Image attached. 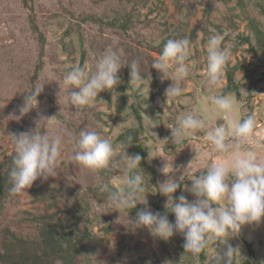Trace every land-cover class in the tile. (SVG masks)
<instances>
[{"label":"rangeland","instance_id":"rangeland-1","mask_svg":"<svg viewBox=\"0 0 264 264\" xmlns=\"http://www.w3.org/2000/svg\"><path fill=\"white\" fill-rule=\"evenodd\" d=\"M128 18V28L111 24ZM252 19L264 32V15L251 0H243L242 5L237 0H0V163L15 151L11 134L34 129L38 112L56 117L51 123L44 122L39 131L61 135L64 141L57 176L37 180L30 189L9 197L0 210V251L5 252V243L15 241V236L23 239L28 249L41 251L43 223H55L62 233L63 229L78 231V219L85 237L71 264H220L227 245L219 241L202 252L203 259L201 254L185 253L180 234L164 241L147 228L135 229L130 220H135L145 205L120 215L109 204L108 192L102 190L106 184L109 190L118 187L116 178L124 173L90 172L73 159V145L79 132L90 128L122 147L118 136L139 125L132 105L141 97L142 137L149 148L148 162L158 170L157 185L144 178L142 197L147 196L151 210L164 213L166 197L159 194V183L167 179L159 171L165 163L162 157L174 160L176 167L187 166L198 150L199 158L193 161L191 175L185 176L180 192L193 200L184 189L191 185L188 180L206 171L211 163L230 158L217 153L203 131L190 133L182 144L175 145L170 142L169 128L176 127L188 112L204 118L210 128L228 126L229 117L215 111L209 100V96L224 94L226 67L219 88H209L206 80V43L210 36L219 35L221 47L229 53L228 63L240 64L236 80L240 91H246L240 98L231 93L237 104L231 119L235 122L255 116V133L244 149L264 159V51L257 42ZM246 36L253 47L242 38ZM182 37L191 42L186 61L189 75L180 82L182 95L167 103L165 90L172 81L162 80L152 63L168 39ZM108 48L119 50L124 63L117 93L106 98L105 91L100 92L93 106L77 113L69 102L73 89L63 84V76L77 64H87L93 70ZM133 60L140 62L141 74L151 84L149 93L141 94L143 85H131L128 65ZM36 85L44 87L39 109L16 120L11 115H19L24 95ZM59 85L62 91L58 96ZM122 99L125 107L120 110ZM168 215L174 222L175 215ZM228 243L240 247L242 256L236 257L237 264H264V223L244 226ZM248 243L255 250L253 257L249 256ZM47 264H61V260Z\"/></svg>","mask_w":264,"mask_h":264},{"label":"clouds","instance_id":"clouds-1","mask_svg":"<svg viewBox=\"0 0 264 264\" xmlns=\"http://www.w3.org/2000/svg\"><path fill=\"white\" fill-rule=\"evenodd\" d=\"M221 43L222 37L219 35L210 36L206 43V80L211 89L221 86L229 61V53L221 47ZM190 46L191 42L187 37L168 39L161 54L152 63V68L162 74V80L172 81L165 90L167 103L183 93L179 85L189 75L186 61ZM123 67L119 50L112 48L104 51L93 70H89L87 64L73 66L63 76V84L73 89L69 94V102L76 112L93 106L100 92H116L121 83L119 73ZM128 67L131 85L137 88L143 85L141 94L149 93L151 84L149 85L148 79L141 74L140 62L133 60ZM173 69V74L169 76ZM150 78L152 79L151 74ZM43 90L44 87L36 85L30 92H26L19 107V115L11 116L20 120L34 109L38 110L39 97ZM61 91L60 87L58 96ZM245 92L242 88L241 94ZM209 100L215 111L229 117L228 126L220 124L210 128L204 118L188 112L176 127H168L172 135L170 142L179 145L190 133L203 131L214 150L230 159L227 162L211 163L206 171L188 180L191 185L187 184L184 189L194 197L189 201L184 195L176 197L175 193L181 184L184 185L185 176L191 175L189 169L193 161L199 158V151L194 150L196 157L187 166L181 167H176L174 160L162 157L165 163L159 171L167 179L159 183V194L166 197L164 213L151 210L147 196L142 197L146 190L144 176L139 170L143 158L139 154L130 155L127 152L134 144L133 136H127L125 141L121 142V147L111 139L102 137L96 130L84 128L74 142L73 159L93 173L100 170L124 173L122 177L116 178L118 187L109 190L106 184L102 190L108 192L109 204L117 209L120 215L126 210L136 209L139 204L145 205V209L137 213L135 220H130L135 229L147 228L154 237L164 241L180 234L184 238L185 253H191L193 256H198L210 244L219 241L227 245L224 258L220 257V264H237L236 257L242 256L240 247H233L228 241L238 237L244 226H258L264 223V159L256 152L244 149L254 136L255 116L248 115L247 118L234 122L231 117L237 110V104L231 93L212 95ZM55 118L38 112L34 129L11 134L15 151L8 171L10 187L7 192L10 195L30 189L37 180L47 181L57 176L63 137L49 136L39 131L44 122L51 123ZM177 173L179 175H174ZM169 213L175 215L174 222L170 221Z\"/></svg>","mask_w":264,"mask_h":264},{"label":"trees","instance_id":"trees-1","mask_svg":"<svg viewBox=\"0 0 264 264\" xmlns=\"http://www.w3.org/2000/svg\"><path fill=\"white\" fill-rule=\"evenodd\" d=\"M131 1V0H129ZM254 5L259 8L261 13L264 15V0H251ZM238 4H243V0H237ZM130 18L121 20H113L111 24L119 25L122 28H128L130 23ZM119 22V23H118ZM252 27L256 33L257 42L260 45L261 49L264 51V32L258 26L255 19L251 20ZM234 27L237 26L236 22L232 21ZM67 32H70V29H67ZM180 32V31H179ZM247 42H250L253 47V43L250 40L249 36L242 37ZM84 60V56L82 57ZM240 68V64H230L226 65V76H227V85L224 88V94L235 93L238 98L241 97L240 84L236 80V72ZM112 91L105 90V97L109 98ZM41 96V95H40ZM140 100L132 105L133 112L135 113L139 125L136 127L128 128L118 136V140L125 141L126 137L131 135L134 137V144L131 145L127 151L132 154H139L143 161L139 165V169L150 183L157 185L158 184V170L154 165L149 164V148L145 145L143 141L142 134L144 132L143 124V113L140 110L142 108L141 97H138ZM125 100H121L120 110L124 109ZM151 108V106H150ZM14 152L11 153L7 159L0 163V210L4 207L6 200L14 195H10L7 192V188L10 187V182L8 178L9 165ZM183 184H181L180 189L175 193L176 197L181 195ZM76 226L78 231L71 228V230L63 229L61 233L57 225L53 222H45L41 227V243L42 250H31L25 245V241L21 238L15 236V241H9L5 243L6 250L5 252L0 251V262L3 264H47L54 262L56 259L61 260V264H71L74 258L79 254L82 247V240L85 237V233L80 229V223L78 219L76 220ZM81 244V246H80ZM249 247V256L253 257L255 255V250L252 247L251 243H248ZM201 257L204 259V254L201 253ZM250 258V257H249ZM250 259H247L246 262H249ZM213 264H216L214 261Z\"/></svg>","mask_w":264,"mask_h":264}]
</instances>
